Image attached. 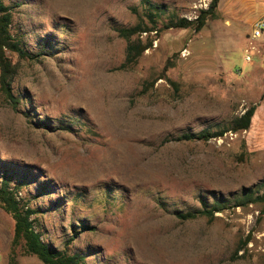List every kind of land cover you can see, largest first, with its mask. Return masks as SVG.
Wrapping results in <instances>:
<instances>
[{"label": "rangeland", "instance_id": "1", "mask_svg": "<svg viewBox=\"0 0 264 264\" xmlns=\"http://www.w3.org/2000/svg\"><path fill=\"white\" fill-rule=\"evenodd\" d=\"M211 1L3 0L37 58L6 54L0 181L50 249L84 264H264V215L246 201L264 193V112L247 131L181 139L264 102V33L250 39L264 0H218L200 31L162 30ZM150 14L152 46L127 63L118 31ZM196 210L213 215L176 216ZM0 264H43L1 207Z\"/></svg>", "mask_w": 264, "mask_h": 264}, {"label": "trees", "instance_id": "2", "mask_svg": "<svg viewBox=\"0 0 264 264\" xmlns=\"http://www.w3.org/2000/svg\"><path fill=\"white\" fill-rule=\"evenodd\" d=\"M218 0H212L207 10L200 11V14L194 20L169 19L162 27V30L168 29H193L195 32L200 31L208 19L215 17V9ZM151 25L139 21L135 26L118 31L120 37L126 40V62L133 63L145 51L151 48L152 41L145 39L140 40L143 34L149 35L155 30V21L153 14L148 16ZM12 7L6 5L0 0V92L4 95L10 104H16V98L11 92V79L14 68L11 65L7 52L16 54L21 59L37 58L32 55L25 47L21 40L17 39L11 33ZM136 38L132 41V38ZM255 112V106L246 109L240 116L233 118L229 124L221 130L215 132H201L197 135L182 136L183 140L209 141L210 139L220 138L225 133H237L247 131L251 124V119ZM0 181V207L9 214L14 221V243L23 242L25 252L29 255L36 256L43 264H84L83 255L74 253L68 254L65 251L52 250L42 240L40 234L35 229V220L32 215L36 212L25 205H21L15 196V192L10 187V179L2 178ZM248 203H256L261 206L260 214L264 215V193L255 197H248ZM213 211L196 210L190 213L176 214L183 220L195 219L198 216H212ZM83 228V227H82Z\"/></svg>", "mask_w": 264, "mask_h": 264}, {"label": "built area", "instance_id": "3", "mask_svg": "<svg viewBox=\"0 0 264 264\" xmlns=\"http://www.w3.org/2000/svg\"><path fill=\"white\" fill-rule=\"evenodd\" d=\"M264 33V19H257L252 24L250 39L257 41L259 40ZM249 61V58L246 59Z\"/></svg>", "mask_w": 264, "mask_h": 264}, {"label": "crops", "instance_id": "4", "mask_svg": "<svg viewBox=\"0 0 264 264\" xmlns=\"http://www.w3.org/2000/svg\"><path fill=\"white\" fill-rule=\"evenodd\" d=\"M263 94H264V86H263ZM263 107H264V102H263V104L259 108L255 109L254 115H253V117L251 119V123L252 124L259 121V120L256 121V119L261 114V112L262 113L264 112V110H263L264 108Z\"/></svg>", "mask_w": 264, "mask_h": 264}]
</instances>
